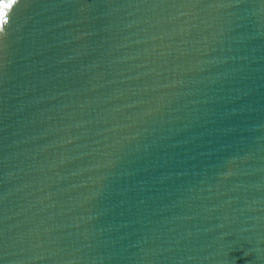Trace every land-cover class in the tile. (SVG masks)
<instances>
[{"label":"water","instance_id":"obj_1","mask_svg":"<svg viewBox=\"0 0 264 264\" xmlns=\"http://www.w3.org/2000/svg\"><path fill=\"white\" fill-rule=\"evenodd\" d=\"M0 264H264V0H0Z\"/></svg>","mask_w":264,"mask_h":264}]
</instances>
